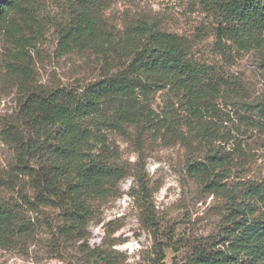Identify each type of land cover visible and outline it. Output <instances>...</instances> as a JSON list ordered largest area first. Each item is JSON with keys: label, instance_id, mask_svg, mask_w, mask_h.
<instances>
[{"label": "rangeland", "instance_id": "1", "mask_svg": "<svg viewBox=\"0 0 264 264\" xmlns=\"http://www.w3.org/2000/svg\"><path fill=\"white\" fill-rule=\"evenodd\" d=\"M220 1L19 0L0 20V213L14 227L0 232V264L247 261L233 240L236 227L264 224L243 207L251 186L264 188V30L235 28ZM83 14L89 42L77 38ZM156 32L177 43L200 105L213 107L201 125L185 123L188 75L158 68L145 90L84 119L81 137L41 122L155 49ZM105 168L78 183L79 171Z\"/></svg>", "mask_w": 264, "mask_h": 264}, {"label": "trees", "instance_id": "2", "mask_svg": "<svg viewBox=\"0 0 264 264\" xmlns=\"http://www.w3.org/2000/svg\"><path fill=\"white\" fill-rule=\"evenodd\" d=\"M19 0H10L3 2L0 0V20H5L7 14L14 11L18 6ZM217 10L226 21L235 23V28L246 29L254 27L264 30V0H222L216 4ZM145 32L150 29L145 27ZM232 30V29H231ZM77 38L79 42H89L94 39L95 24L91 17L83 14L76 27ZM157 46L155 49L144 48L133 54V58L127 63L126 71H121L113 76L99 81L87 90L80 101L66 103L63 102L52 108H48L45 113L41 112V122L60 126L65 132L73 137H81L85 134L83 128L84 119H90L99 114L102 107L113 97H123L130 99L134 91L140 88L145 90L150 83L143 80V76L153 69L161 71H170L180 76L188 75V84L185 89L192 96V105L188 109V117L185 123L188 126H199L205 121V116L210 105H200V98L205 96L201 85H198L196 79L190 78L191 67L182 61L183 54L175 41L170 37L160 33H151ZM195 83V84H194ZM193 88V89H192ZM200 105V106H199ZM202 106V107H201ZM204 106V107H203ZM43 114V115H42ZM119 116L123 120H129L133 113L127 108L119 109ZM110 170L105 169H84L79 171L78 183L86 180L87 183H94L97 177L109 174ZM82 188V185L70 187L71 208L81 217L83 211H80L75 205V198ZM243 207L249 215L259 216L264 211V188L260 186H251L246 194V200ZM243 227H236L240 236L233 240L237 252L243 253L248 257L247 261L240 263L236 261L231 264H264V248L261 240L264 238V224L256 222L255 224H244ZM14 230L10 216L0 213V232L4 234L12 233ZM254 242H257L256 244ZM207 263V260L202 261Z\"/></svg>", "mask_w": 264, "mask_h": 264}]
</instances>
